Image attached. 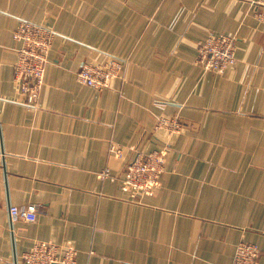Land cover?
<instances>
[{"label":"crops","instance_id":"obj_1","mask_svg":"<svg viewBox=\"0 0 264 264\" xmlns=\"http://www.w3.org/2000/svg\"><path fill=\"white\" fill-rule=\"evenodd\" d=\"M21 20L54 31L44 84L21 91ZM237 38L224 73L197 42ZM122 60L110 86L79 81L88 62ZM181 123L174 134L157 122ZM0 264L39 241L78 264H235L240 242L264 264V8L250 0H0ZM121 150V155L112 146ZM164 149L152 195L117 181L138 151ZM37 206L34 221L12 205Z\"/></svg>","mask_w":264,"mask_h":264},{"label":"built area","instance_id":"obj_2","mask_svg":"<svg viewBox=\"0 0 264 264\" xmlns=\"http://www.w3.org/2000/svg\"><path fill=\"white\" fill-rule=\"evenodd\" d=\"M257 7L264 8V0H250ZM54 31L43 24L29 20H21L14 32V37L21 42L18 59L15 65V80L19 82L22 92L36 95L44 84L48 54L54 39ZM198 62L207 71L224 73L236 62L237 38L230 34H211L197 42ZM122 60L113 58L105 63H85L78 72L80 82L103 89L109 87L111 80L118 76L122 69ZM157 127H165L169 135L177 132L181 123L176 118L161 117ZM112 150L121 155L117 146ZM165 150L150 152L138 151L126 163L124 170L114 174L110 168L99 173L102 179L117 181L122 190L136 196L152 195L159 184L165 170ZM5 151L0 141V161ZM10 215L13 220L34 221L37 218V206L12 205ZM61 252L57 244L39 241L31 249L23 252L21 258L25 264H78L76 250L63 247ZM260 256V248L251 242H240L234 254L235 264H255Z\"/></svg>","mask_w":264,"mask_h":264}]
</instances>
